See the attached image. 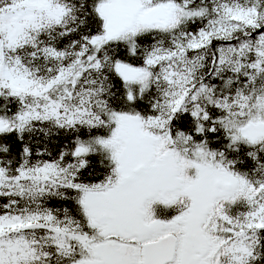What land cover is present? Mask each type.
<instances>
[{"label": "snow or ice", "instance_id": "obj_1", "mask_svg": "<svg viewBox=\"0 0 264 264\" xmlns=\"http://www.w3.org/2000/svg\"><path fill=\"white\" fill-rule=\"evenodd\" d=\"M0 264H264V0H0Z\"/></svg>", "mask_w": 264, "mask_h": 264}]
</instances>
